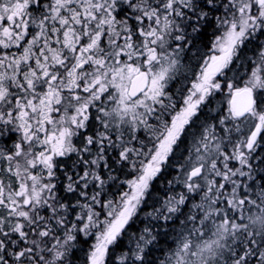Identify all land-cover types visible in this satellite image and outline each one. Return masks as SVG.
<instances>
[{
    "label": "snow or ice",
    "instance_id": "obj_1",
    "mask_svg": "<svg viewBox=\"0 0 264 264\" xmlns=\"http://www.w3.org/2000/svg\"><path fill=\"white\" fill-rule=\"evenodd\" d=\"M0 264H264V0H0Z\"/></svg>",
    "mask_w": 264,
    "mask_h": 264
},
{
    "label": "trees",
    "instance_id": "obj_2",
    "mask_svg": "<svg viewBox=\"0 0 264 264\" xmlns=\"http://www.w3.org/2000/svg\"><path fill=\"white\" fill-rule=\"evenodd\" d=\"M141 219H142V220L144 219V214H143V213L141 214ZM136 227H137V228H142L143 225L137 223ZM169 243H171V240H169ZM153 257L162 258V255H161L160 250H156V251H154V253H153Z\"/></svg>",
    "mask_w": 264,
    "mask_h": 264
}]
</instances>
